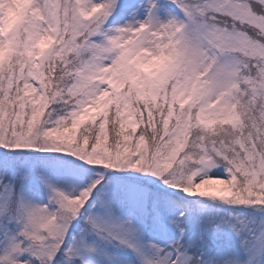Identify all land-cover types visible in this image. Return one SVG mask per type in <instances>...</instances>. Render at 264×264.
<instances>
[{"label":"snow or ice","instance_id":"6c2138e0","mask_svg":"<svg viewBox=\"0 0 264 264\" xmlns=\"http://www.w3.org/2000/svg\"><path fill=\"white\" fill-rule=\"evenodd\" d=\"M0 264H264V0H0Z\"/></svg>","mask_w":264,"mask_h":264},{"label":"rangeland","instance_id":"374dc122","mask_svg":"<svg viewBox=\"0 0 264 264\" xmlns=\"http://www.w3.org/2000/svg\"><path fill=\"white\" fill-rule=\"evenodd\" d=\"M67 160H71V158H66ZM76 163H79V161H77ZM99 171L103 172L104 170L103 169H100ZM113 174L112 173H105V180H110L111 179V176ZM185 199H188L187 197H185Z\"/></svg>","mask_w":264,"mask_h":264}]
</instances>
